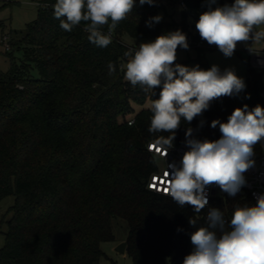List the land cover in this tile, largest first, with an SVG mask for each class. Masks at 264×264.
Segmentation results:
<instances>
[{
    "label": "trees",
    "instance_id": "obj_1",
    "mask_svg": "<svg viewBox=\"0 0 264 264\" xmlns=\"http://www.w3.org/2000/svg\"><path fill=\"white\" fill-rule=\"evenodd\" d=\"M27 1L36 4V17L19 37L4 34L9 39V50H4L8 68L0 70V200L14 197L0 264H98L99 245L114 239L115 219L127 225L125 253L133 264H183L192 250L189 217L203 226L208 208L215 207L228 220L237 205L255 201L243 192L236 197L225 194L196 214L190 206L181 208L145 188L157 161L147 145L168 133L148 131L149 108L131 116L132 104L151 102L160 89L152 97L124 78L129 58L123 53L132 46L120 37L154 40L180 29L198 52L196 63L208 69L203 55L210 46L195 28L207 10L205 0H157L154 6L136 0L114 30L102 27L112 40L105 48L89 42L84 23L70 32L61 29L53 16L56 0ZM176 2L182 4L179 22L165 15L153 27L146 26L158 8ZM226 2L232 0H218L220 5ZM187 17L193 21V34ZM13 49H20L18 59ZM243 61L245 90L214 100L191 125L182 121L174 144L188 126L196 129L199 139H218L212 120L226 121L245 104L249 109L264 107V70L251 67L248 58ZM110 62L115 66L112 74ZM201 119L204 127L197 129ZM263 150L264 141L255 146V157Z\"/></svg>",
    "mask_w": 264,
    "mask_h": 264
},
{
    "label": "clouds",
    "instance_id": "obj_2",
    "mask_svg": "<svg viewBox=\"0 0 264 264\" xmlns=\"http://www.w3.org/2000/svg\"><path fill=\"white\" fill-rule=\"evenodd\" d=\"M136 0H56L53 16L61 29L72 31L84 23L88 40L105 48L112 43L109 32L125 20ZM157 0H139L143 6H154ZM207 10L199 15L195 28L202 40L231 58L238 44L264 42V0H232L220 5L218 0H205ZM162 14L150 17L151 28L162 20ZM249 42H251L249 44ZM187 50V35L177 29L141 42L123 53L129 58L124 78L133 87L140 85L151 96L150 133H168L155 140L158 154L167 157L174 147L176 131L182 121L191 125L210 108L214 100L238 96L246 88L243 78L233 68L221 70L212 64L203 69L199 64L186 66L177 61V49ZM109 74L115 66L108 64ZM201 119L197 129L203 128ZM210 127L219 130L218 139H199L190 126L185 131V146L179 161H167L163 192L179 207L190 206L199 214L209 205V189L218 187L229 197H236L247 186L246 173L256 169L255 146L264 141V107L247 104L235 108L226 121L214 119ZM255 203L237 205L226 220L220 209L208 208L203 226L189 217L192 250L183 264H264V193H254ZM180 231V229H178Z\"/></svg>",
    "mask_w": 264,
    "mask_h": 264
},
{
    "label": "rangeland",
    "instance_id": "obj_3",
    "mask_svg": "<svg viewBox=\"0 0 264 264\" xmlns=\"http://www.w3.org/2000/svg\"><path fill=\"white\" fill-rule=\"evenodd\" d=\"M164 17L167 15V19L174 22H179L181 16V6L178 2L166 5L164 4L162 8L157 9L156 15H161ZM36 17V4L27 0H0V22L3 24L2 32H0V37L4 34H8L11 37H19L22 33L24 27L29 22L33 21ZM188 31L193 34L194 27L193 21L190 17H187ZM188 43H189V38ZM1 40V38H0ZM120 41L127 46L136 47L141 42L153 41L151 39L144 38H131L127 35H122ZM251 42H249L250 44ZM253 52L248 50V47L241 43L238 44L236 50L231 58H226L221 52L215 47L210 46V49L204 52L203 58L204 62L211 67L212 64H217L223 70L224 68H233L236 74L243 78L245 81V64L243 60H246L252 53L256 55H261L264 50V42L258 44L250 45ZM20 49H13L11 51L12 56L15 59L20 57ZM198 57V52L193 45L189 43V48L184 50L182 48L177 49V61L186 66L196 65V58ZM125 68V64L123 65ZM8 68V60L4 55V45L0 42V70L6 71ZM33 75L35 73L33 72ZM262 86L264 87V73L262 75ZM150 101L147 100L143 105L132 104V114L131 116L141 109H148ZM185 137L183 132L178 140V143L184 142ZM177 143V144H178ZM226 193L221 192L218 196L223 197ZM14 203L13 196H7L0 200V248L4 244L3 233L6 231V221L11 218L10 207ZM112 232L114 239L111 241L102 242L99 245V249L102 253L98 264H133L131 258L127 253H118L116 247L125 241L127 235V225L124 221L115 219L112 220ZM163 264H169L165 261Z\"/></svg>",
    "mask_w": 264,
    "mask_h": 264
},
{
    "label": "built area",
    "instance_id": "obj_4",
    "mask_svg": "<svg viewBox=\"0 0 264 264\" xmlns=\"http://www.w3.org/2000/svg\"><path fill=\"white\" fill-rule=\"evenodd\" d=\"M182 6V4H180ZM8 37L6 35L1 37L0 42L4 45V50H9L8 45ZM248 61L251 67L259 70H264V51L261 55H256L252 53L248 57ZM260 96L264 100V87L260 92ZM132 121H129L128 124L130 125ZM193 128V127H192ZM194 135L197 136L196 129L193 128ZM185 131H183V135L185 137ZM263 141H261L262 143ZM155 143H149L147 145L148 152L152 153L156 157V168L153 172H151L145 182V188L153 194L170 198L166 196L163 192V188L165 187L163 180H164V172L166 171V164L167 161L171 162L173 160L179 161L182 157L184 151H186V146L184 142L174 144L172 150H170L169 155L167 157H162L158 154L156 150ZM256 159V169L250 170L246 173L247 179V186L243 187L240 192L246 193L253 201H255L254 193L260 194L264 193V150L262 153L255 157ZM239 192V193H240ZM221 193V190L218 187H212L209 189V202L212 198L218 196ZM171 199V198H170Z\"/></svg>",
    "mask_w": 264,
    "mask_h": 264
},
{
    "label": "water",
    "instance_id": "obj_5",
    "mask_svg": "<svg viewBox=\"0 0 264 264\" xmlns=\"http://www.w3.org/2000/svg\"><path fill=\"white\" fill-rule=\"evenodd\" d=\"M125 247H126V242H121L117 247H116V251L120 254L125 252Z\"/></svg>",
    "mask_w": 264,
    "mask_h": 264
},
{
    "label": "snow or ice",
    "instance_id": "obj_6",
    "mask_svg": "<svg viewBox=\"0 0 264 264\" xmlns=\"http://www.w3.org/2000/svg\"><path fill=\"white\" fill-rule=\"evenodd\" d=\"M153 147H155V146H153ZM157 151H159V149H156Z\"/></svg>",
    "mask_w": 264,
    "mask_h": 264
}]
</instances>
